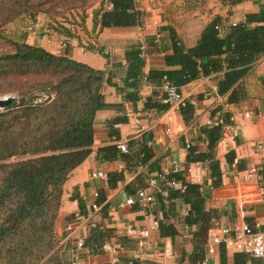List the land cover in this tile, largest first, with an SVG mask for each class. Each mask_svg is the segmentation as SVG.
Instances as JSON below:
<instances>
[{"label": "crops", "instance_id": "0c3cea01", "mask_svg": "<svg viewBox=\"0 0 264 264\" xmlns=\"http://www.w3.org/2000/svg\"><path fill=\"white\" fill-rule=\"evenodd\" d=\"M137 1L145 12L140 26L93 28L90 14L80 26L61 23L63 27H53L44 21H37L30 27L33 32H16L12 36L15 42L40 46L53 54L60 49L61 56L111 74L112 82L102 89L109 107L96 112L91 153L69 173L63 185L55 231L66 264H128L131 259L136 264H260L259 259L235 251L224 243L215 244L211 253L207 248L222 226L258 222L264 231V208L259 189L254 182L243 178L245 168L258 160L252 152L253 145L256 142L264 145V55L238 82L237 102L227 103V96L218 99L215 94L216 74L199 77L181 86L180 91L194 107L190 116H194L193 120H185L179 111L153 112L155 109L147 105V99H151L148 104L160 102V89L146 82L145 76L138 81L137 87L129 86L126 78L130 64L125 53L133 44L144 46L145 64L142 70L145 75L150 69L165 68L164 55L172 51L173 37L184 47H192L203 27L214 18H218V24L225 28L243 21L248 12H264V0H244L236 4L226 0H208L200 7L192 0ZM63 41L67 43L66 47H61ZM118 78L120 83L116 81ZM217 106L233 115L234 120L213 148V155L220 162L222 184L207 191L211 182L207 163L189 161L186 143L195 146L199 152L207 150V138L200 129ZM245 111L252 116L244 117ZM231 131L237 133L235 138L229 135ZM149 140H152L151 145ZM122 141H133L129 148L131 158L127 161L106 159L99 152V148L105 145ZM144 141L150 146L152 154L146 161L136 160L137 156L140 157L138 150ZM229 151H233L240 160V168L238 164L232 166L226 161L225 155ZM98 170L107 174L122 172L123 179L109 186L107 180L90 177L91 172ZM178 171L182 172L186 181L200 184L208 194L206 210L218 211V218L203 238H195L197 227L185 222L188 205L181 199H175L173 203L168 200L167 188L174 187L170 185L173 179L168 178V174ZM160 172L165 174L164 179L157 176ZM137 189L154 193L155 201L151 208L137 200L120 209L119 203L127 196L135 195ZM98 192L105 197V206L100 205L99 210L93 211L91 205ZM157 193L164 197L163 206ZM75 213H80L88 221L82 230L71 234L66 225ZM153 216L159 224L171 225L174 234L162 235L159 225L152 228ZM127 225L148 229L149 236L127 235ZM93 226L104 230L105 235L102 251L91 254L87 247H77V239L81 237L85 240ZM153 242H157L156 248L152 247ZM196 243L204 245L202 250L197 251V257L193 255ZM111 246L125 248L118 262H113V255L108 250ZM139 250L140 254L134 258Z\"/></svg>", "mask_w": 264, "mask_h": 264}, {"label": "trees", "instance_id": "16d2710c", "mask_svg": "<svg viewBox=\"0 0 264 264\" xmlns=\"http://www.w3.org/2000/svg\"><path fill=\"white\" fill-rule=\"evenodd\" d=\"M236 4L244 0H226ZM29 0H0V41L5 38L3 26L27 12ZM110 7L93 11V28L132 27L141 25L145 12L137 0H108ZM14 51L0 53V95L16 94V102L0 108V264H66L59 245L55 223L61 203L63 185L69 173L91 153L94 142V118L98 110L109 107L102 92L110 84L111 74L97 70L85 63L53 54L40 46L25 42H12ZM141 49L133 44L125 56L130 64L129 86L137 87L138 81L160 86L163 78L179 91L181 86L199 77L216 74L215 93L227 96V103L237 102L236 86L264 55V12H248L244 20L221 27L218 18L207 23L196 44L184 47L175 37L172 51L164 55L165 68L150 69L146 75ZM264 82V80H263ZM147 105L162 113L168 103L152 102ZM194 107L188 100L180 108L185 120ZM223 123L203 126L200 132L207 138V150L199 152L195 146L189 150L188 160L207 163L211 182L207 189L221 186L220 162L213 155V148L230 125L229 113L221 106ZM128 151L122 152L116 144L99 148L106 159L129 160ZM136 160L146 161L152 154L150 146L142 142ZM135 156V155H133ZM236 155H225L228 163ZM240 168V165H237ZM107 183L114 186L122 180V172L107 174ZM184 188L168 187V200L175 199L188 205L185 215L187 225L197 227L196 237H205L212 222L218 218L217 210H206L208 194L198 183L185 180L182 172L168 174ZM131 193V191H128ZM164 205V197L157 193ZM105 197L98 192L95 202L102 207ZM162 235H172L171 225L159 224ZM104 230L93 226L84 240L89 252H101ZM104 244L102 245V247ZM204 245L196 243L194 253ZM197 253V254H196Z\"/></svg>", "mask_w": 264, "mask_h": 264}, {"label": "built area", "instance_id": "2783aa9c", "mask_svg": "<svg viewBox=\"0 0 264 264\" xmlns=\"http://www.w3.org/2000/svg\"><path fill=\"white\" fill-rule=\"evenodd\" d=\"M208 0H192V2L200 7ZM67 43L62 42L61 47H66ZM141 51L143 50L144 46L139 47ZM57 55L61 54L60 49L57 50ZM141 56L143 57V51L141 53ZM145 79V77L143 78ZM118 83L121 82V79H116ZM160 92H159V99L163 103H168L169 108L167 110H175L180 112V108L185 105L186 103V97L183 95L179 89L172 85L166 77L163 78V82L159 86ZM216 94V93H215ZM218 99H223V97L218 96ZM166 110V111H167ZM156 110H153L155 112ZM244 117H251L252 114L249 111L243 112ZM168 118L170 119L171 116L169 115ZM234 116H229V121L233 122ZM223 123V119L221 116V112L217 111L214 114L210 113L209 117L206 119L204 126H216ZM227 128V126L225 127ZM196 129V128H195ZM225 131V129H224ZM223 133H226V131ZM229 135L232 138H235L237 136L236 132L229 133ZM148 144H152V140L148 141ZM117 147L120 151L126 152L128 151V144L126 141L118 142ZM191 147L190 143H186V148L189 149ZM252 152L258 156V160L254 163H251L248 165L244 172H243V178L247 181L254 182L257 185V188L259 189V193L261 195L263 208H264V145L261 142H256L253 145ZM240 162V160L235 157L232 166L237 165ZM159 178L164 179L165 174L158 173L157 175ZM90 177L92 179H100V180H107L108 175L104 171H93L90 173ZM170 185L174 187H178L180 189H183L184 186L180 185L177 181H170ZM97 195V194H95ZM140 201V203L151 208V204L155 201L154 193L148 192L146 189H137L135 195H129L125 198V200L121 203H119L118 207L120 209L125 208L126 206L134 204L136 201ZM91 208L93 211H97L100 209V205L96 202L92 203ZM88 219L86 217H83L80 213H75L73 215V219L67 223L66 229L72 234L75 232H78L80 229L82 230V227H84L87 223ZM159 225L158 220L153 216V225L152 228H156ZM126 234L127 235H138L142 238H147L149 236L148 229H138L136 227H133L132 225H127L126 227ZM224 243L227 247L233 248L235 251L243 252L248 255H250L253 258H257L260 261V264H264V231L260 229V224L258 222L254 223H247V222H241L239 224H236L234 226H222L218 228V232L212 237L211 243L208 245V252H213L214 245ZM143 241H140V247L142 248ZM157 242L152 243V247H157ZM77 247L79 249H82L84 247V239L79 237L77 239ZM109 252L113 255V262H118L119 257L121 253L125 251V248L123 246H111L109 249ZM140 254V250L136 252L134 255V258L137 257V255ZM128 264H136L133 259L128 261ZM202 264H205V262H202Z\"/></svg>", "mask_w": 264, "mask_h": 264}, {"label": "rangeland", "instance_id": "374dc122", "mask_svg": "<svg viewBox=\"0 0 264 264\" xmlns=\"http://www.w3.org/2000/svg\"><path fill=\"white\" fill-rule=\"evenodd\" d=\"M109 5L108 0H29L27 12L6 23L2 27L3 33L5 38L14 42L12 36L16 32H33L34 29L30 30V27L37 21H44L53 27H63V24L80 26L86 16L93 15L94 10L101 6L108 9ZM12 42L0 41V53L14 51ZM6 95L16 96L14 92L2 94L0 97Z\"/></svg>", "mask_w": 264, "mask_h": 264}, {"label": "water", "instance_id": "95a60500", "mask_svg": "<svg viewBox=\"0 0 264 264\" xmlns=\"http://www.w3.org/2000/svg\"><path fill=\"white\" fill-rule=\"evenodd\" d=\"M16 102V97L14 95H6L0 97V108L9 104H14Z\"/></svg>", "mask_w": 264, "mask_h": 264}]
</instances>
